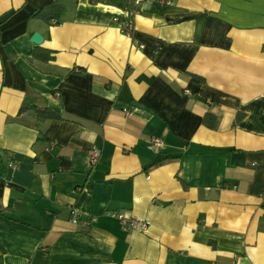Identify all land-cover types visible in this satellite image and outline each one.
<instances>
[{"label": "crops", "instance_id": "crops-1", "mask_svg": "<svg viewBox=\"0 0 264 264\" xmlns=\"http://www.w3.org/2000/svg\"><path fill=\"white\" fill-rule=\"evenodd\" d=\"M50 1L0 0V264H264V0Z\"/></svg>", "mask_w": 264, "mask_h": 264}, {"label": "trees", "instance_id": "trees-1", "mask_svg": "<svg viewBox=\"0 0 264 264\" xmlns=\"http://www.w3.org/2000/svg\"><path fill=\"white\" fill-rule=\"evenodd\" d=\"M89 1H92V0H89ZM64 12H65V5L61 0H51L47 4L42 5V7L34 13L33 17L40 20L45 25H59L62 22V17H63ZM33 56L35 58L40 59L41 61L52 60V57L49 53H45L44 55H42L41 53H34ZM37 117L40 120H61L62 119L57 114L51 111L50 112L46 111V110H39ZM240 118H241V115H238L234 120V124H236V122H238ZM202 122L207 128H212L214 119L209 114L208 115L206 114L203 117Z\"/></svg>", "mask_w": 264, "mask_h": 264}, {"label": "built area", "instance_id": "built-area-1", "mask_svg": "<svg viewBox=\"0 0 264 264\" xmlns=\"http://www.w3.org/2000/svg\"><path fill=\"white\" fill-rule=\"evenodd\" d=\"M141 3H146V4H159V5H170L171 1L170 0H135L134 4H141ZM129 25H126V27H128ZM123 29H125L123 27ZM159 145L157 140H153L152 141V146L154 147V151L157 148V146ZM99 156V151L97 149H92L89 155V163L91 165L95 164L97 161V158ZM9 167H14L13 163L9 164ZM71 222L75 225L79 223L78 220V215L76 212H74V210L71 211ZM114 217H116L119 221L120 224L122 226V228L124 230H128V231H141L144 232L147 229V225L146 223H143V221L137 220L135 218L130 217L126 218L124 217V215L122 214H115ZM83 225H86V223H83Z\"/></svg>", "mask_w": 264, "mask_h": 264}, {"label": "water", "instance_id": "water-1", "mask_svg": "<svg viewBox=\"0 0 264 264\" xmlns=\"http://www.w3.org/2000/svg\"><path fill=\"white\" fill-rule=\"evenodd\" d=\"M34 45H40L42 43V37L40 34L34 33L30 39Z\"/></svg>", "mask_w": 264, "mask_h": 264}]
</instances>
